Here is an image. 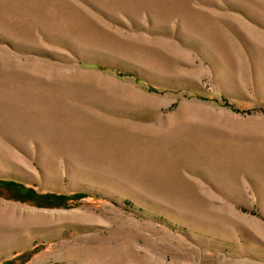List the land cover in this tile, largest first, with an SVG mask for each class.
<instances>
[{"label":"rangeland","instance_id":"1","mask_svg":"<svg viewBox=\"0 0 264 264\" xmlns=\"http://www.w3.org/2000/svg\"><path fill=\"white\" fill-rule=\"evenodd\" d=\"M0 264H264V0H0Z\"/></svg>","mask_w":264,"mask_h":264}]
</instances>
